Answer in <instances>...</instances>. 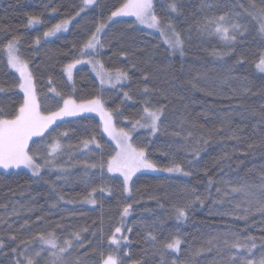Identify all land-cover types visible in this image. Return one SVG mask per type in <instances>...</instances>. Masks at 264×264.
<instances>
[{"label": "trees", "instance_id": "1", "mask_svg": "<svg viewBox=\"0 0 264 264\" xmlns=\"http://www.w3.org/2000/svg\"><path fill=\"white\" fill-rule=\"evenodd\" d=\"M123 2L96 0L65 32L44 37L52 25L80 11L83 0H0V45L13 35L20 37V53L30 62L41 100L52 95L49 87L72 94L78 102L99 95L107 109L121 110V116L113 115L117 128L130 129L145 99L153 107L165 105L161 131L152 138L144 132H132V143L146 145L149 158L159 168L175 162L192 175L136 174L129 198L122 192V179L115 178L119 176L105 172L101 178L97 169H85V162H99L101 151L91 144L84 148V139L94 135L103 147L105 160L116 151L103 134L100 121L92 115H81L58 122L52 135L63 131L69 135L60 139L62 150L55 156V167L42 169L39 177L19 169L0 171V238L5 244L0 264H14L16 257L11 249L20 240L54 230L62 244L65 238L72 239L70 233L81 229H87L80 233L83 247L74 248L70 258L87 254L85 264H98L99 257L92 250L102 248L105 255L115 254L107 237L116 227H123L119 235L128 237L120 245L124 264L137 260L141 264H162L160 245L177 234L182 241L180 250L163 252V264H227L231 253L225 240L231 244L236 238L246 242L248 237H254L257 246L247 258L260 259L264 256V215L253 211L247 219L239 217L244 215L249 199L254 205L257 198L264 197L259 187L264 174V74L255 67L259 53L264 52V39L258 23L245 12L251 10L250 2L258 7L264 4L261 0H182L180 13L174 14L168 8L170 0H154L157 15L170 19L182 34L185 45L181 55L168 48L159 33L131 17L109 21L110 12ZM233 12L239 15L232 16V20L242 25V34L237 35L234 44L225 45L220 37L197 31V23H203L205 17ZM30 15H38L41 23L29 25ZM99 23L108 27L102 34L105 47L97 58L106 69H125L131 79L122 89H102L89 67L83 65L73 72V91V82L67 80L63 65L79 58L73 45L82 44ZM214 49L228 54L213 56ZM49 77L52 85L48 84ZM145 83L152 89L147 97L142 92ZM17 84L6 55L0 53V88L4 89L0 91V108L5 111L18 107L23 99ZM123 91L130 92L132 100H125ZM46 103L51 110L57 107L55 100ZM173 132L181 135L173 136ZM189 132L192 137L185 141ZM201 137L207 143L201 142L200 155L194 158L191 148ZM45 142L52 141L46 136ZM241 184L251 186L253 195L232 192ZM105 186L112 190L111 195L98 191L89 197L92 188ZM191 190L204 203L196 202L187 218L178 220L173 207L190 200ZM89 198L96 203H88ZM126 203L133 207L121 220ZM149 232L157 237L155 244L146 239ZM11 235L17 240L12 241ZM34 247L39 250V240L34 241ZM47 259L50 256L45 251L40 264Z\"/></svg>", "mask_w": 264, "mask_h": 264}, {"label": "snow or ice", "instance_id": "2", "mask_svg": "<svg viewBox=\"0 0 264 264\" xmlns=\"http://www.w3.org/2000/svg\"><path fill=\"white\" fill-rule=\"evenodd\" d=\"M182 0H170L168 8L171 13L179 14L180 4ZM264 4V0H261ZM95 0H83V6L80 11H77L74 16H70L67 19H62L56 24L52 25L47 31L43 33L44 37L55 36L57 33L66 31L70 23H72L76 17L80 16L81 11L90 5H93ZM240 8H244L243 4L239 5ZM251 10L245 9L247 15L251 16L254 21L259 25L258 31L264 34V7H258L254 2H250ZM56 11V9H53ZM239 13H224L218 17H205L203 23H197V31L201 33H207L208 35H215L220 37L225 45L234 44L237 35L242 34V25L232 20V16H238ZM134 17L135 22L146 26L148 29H156L160 35L164 38V42L168 45L173 52L179 51L181 55L184 52L185 41L181 32L176 30L175 25L170 19H164L157 15L155 10L154 0H124L115 10L111 11L108 20L112 21L115 17ZM28 24L35 25L40 24L41 20L38 15H30L28 17ZM108 25L106 23H99L95 26L94 31L86 38V40L79 46L73 45L79 58L70 60V62L63 65V72L67 76L68 81H73V69L77 65L88 64L92 66L96 76L99 78L101 88L106 84L111 88H123L122 82L128 81V72L125 69L118 68L115 70L106 69L103 62L97 59L100 50L105 47L106 41L102 39V34L106 32ZM231 32V34H230ZM40 37L36 38V43L39 44ZM20 37L13 35L11 39L7 40L6 44L0 45V53H4L7 56V65L15 69L19 73V82L16 85L23 93V99L19 102L18 107H13L11 111H5L0 108V168H24L30 169L33 176H41L42 169H50L55 167V156L62 150L60 143L61 138H67L68 131L56 132L53 136L52 133L59 127L58 121L63 122L65 117H76L83 112H97L100 114L103 132L107 133L112 140L116 141V151L114 155H109L105 160L103 155V147L94 135L88 139L82 141L83 147L88 148L89 145H95V147L101 151V156L98 163L85 162V169H97L101 178H103L105 172L109 174L118 173L119 179L122 177V192L127 193L128 197H131L133 177L142 170H154L164 171L168 173L179 172L184 175H192L190 171H184V168L179 163L173 162L171 166L160 169L156 162L149 158L147 146H137L132 143L131 133L136 131L137 128L147 129L150 135H157L161 131L162 117L164 115L165 105L161 104L159 107H153L149 99L143 101V107L138 119L131 121V128L125 130L123 128L117 129L113 123L114 113L117 116H121L122 112L119 108L107 109L104 101L99 95L93 96L90 99L79 100L74 98L72 94L65 95L55 87H49L48 93L52 95H45L44 100L39 97L36 78L33 75L32 70L29 68V61L24 59L19 49ZM228 53L213 50L211 55L222 57ZM120 55L126 56L127 53L121 52ZM86 58V59H85ZM241 61L238 60L237 63ZM132 67H135L133 64ZM256 69L264 73V52L259 53L258 61L255 64ZM148 74H144V80L147 81ZM48 84L52 85L53 81L49 77ZM195 87V85H193ZM0 88V91H3ZM73 91L75 86L73 82ZM143 94L147 97L152 92L145 83ZM123 97L125 100H132V95L128 91H123ZM55 100L57 107L55 110H51L47 107V101ZM62 101V104L60 103ZM127 119V117H125ZM173 136H180V132L171 133ZM51 139V143L45 142V137ZM33 137L40 138L38 143L33 140ZM192 137V133L189 132L184 140L187 141ZM31 141V145H30ZM201 142L207 143L206 140L201 137L194 141V145L191 148V154L194 158L200 155ZM35 146V147H33ZM43 149V152L41 151ZM191 167V162H188ZM62 171V169H61ZM59 179V177H58ZM262 183L259 186L260 191L264 193V174H262ZM212 180L209 179V184ZM103 194L108 191L111 195V189L108 187L92 188L89 193V197L92 194L98 192ZM192 191V198L184 203L180 207H173V211L176 214V218L186 219L188 211L192 206L199 202L204 203V199L200 195H196L194 190ZM217 193H220L221 189H216ZM232 192H242L247 196L253 195L251 186L241 184L238 188L233 187ZM227 195V193H225ZM60 199H63L61 196ZM88 203L95 204V199H87ZM248 207L244 209V215L240 216V219H247L248 215L253 211L259 212L264 215V197L257 198L255 204L249 199L247 201ZM133 207L132 203H126L122 207L120 212L121 220L126 218ZM239 207V205L237 206ZM38 220L41 218H37ZM28 221H25L27 224ZM57 227H63L57 225ZM87 229H81L80 231H74L70 233L72 239L65 238L63 243H59V237H57L54 230L37 233L31 239L20 240L16 247L11 249L12 254L16 257L14 264H40V258L42 253L48 251L50 259L45 261V264H85L87 254L84 256L76 255L73 257V250L77 246L83 247L81 242V231ZM131 228H127L128 232H131ZM102 231V230H101ZM123 227H116L110 236L107 237L109 248H115V254L109 252L105 255L103 249H93L92 254L99 257L98 264H124V259L120 254V245L123 241H127L128 237L122 234ZM12 241L17 240V236L11 235ZM103 239V235H101ZM147 240L153 244L156 243L157 237L148 233ZM39 240L41 247L36 250L34 247V241ZM182 241L179 234L173 236L170 240L163 242L160 245L161 248V260L163 264V252L169 250L178 252ZM225 245L228 251L231 253L228 257L227 264H264V256L260 259H249L248 255H253V249L256 248V242L254 237H248L246 242H241L239 238L229 244L225 240ZM43 246H47L46 248ZM5 247L4 241L0 238V251ZM236 250V251H234ZM200 250H197V255ZM237 253H240L237 255ZM247 254V255H245ZM127 256L128 253H124ZM132 264H141V261H132Z\"/></svg>", "mask_w": 264, "mask_h": 264}, {"label": "rangeland", "instance_id": "3", "mask_svg": "<svg viewBox=\"0 0 264 264\" xmlns=\"http://www.w3.org/2000/svg\"><path fill=\"white\" fill-rule=\"evenodd\" d=\"M95 2H96V0H95ZM82 6H83V4H82ZM92 5H90V6H88L87 8H84V10L83 11H81V13L82 12H84V11H86L87 9H89L90 7H91ZM115 10V9H114ZM129 17H131V16H129ZM118 18H124V17H115V18H113L112 19V21L113 20H115V19H118ZM131 18H133V19H135L134 17H131ZM70 25V24H69ZM141 25V24H140ZM141 26H143V27H145L146 29H148L146 26H144V25H141ZM148 30H151V31H153V32H157V33H159V31L158 30H156V29H148ZM63 32H65V31H62V32H60V33H63ZM57 34H59V33H57ZM56 34V35H57ZM160 34V33H159ZM262 36H263V39H264V34H262ZM52 37V36H51ZM162 37V36H161ZM162 39H163V41H164V38L162 37ZM165 43V42H164ZM166 44V43H165ZM167 45V44H166ZM168 46V45H167ZM6 55V54H5ZM97 58V57H96ZM6 59H7V56H6ZM86 59V58H85ZM98 59V58H97ZM83 65H85V66H88L89 67V69H90V71L92 72V74L97 78V80H98V82H99V78L96 76V73H95V71H93V69H92V66L91 65H88V64H81V65H77L76 66V68L77 67H80V66H83ZM75 68V69H76ZM15 74H16V76H17V78H18V82H19V73H17L16 72V70L15 69H12V68H10ZM75 69H73V72H74V70ZM65 74V73H64ZM264 74V73H263ZM65 76H66V74H65ZM66 78H67V76H66ZM70 83H72L73 81H69ZM124 85L127 83V81H124V82H122ZM99 85H100V83H99ZM101 87V86H100ZM102 89H114V88H111L109 85H105ZM20 90V89H19ZM20 92L22 93V91L20 90ZM22 95H23V93H22ZM81 115H92V116H94V117H96L99 121H100V123H101V126H102V121H101V117H100V114L99 113H97V112H83V113H81L79 116H81ZM76 117H78V116H76ZM71 118H75V117H72V116H70V117H65L64 118V120H67V119H71ZM63 120V121H64ZM58 122H60V121H58ZM57 122V123H58ZM113 123H114V119H113ZM114 125H115V123H114ZM115 127H116V125H115ZM117 128V127H116ZM130 128H131V126H130ZM117 129H120V128H117ZM102 131H103V126H102ZM127 131V130H126ZM136 131H140V132H144L148 137H153V135H150V133H149V131L147 130V129H143V128H137L136 129ZM136 131H134V132H136ZM103 134L105 135V137L109 140V141H111L112 143H113V145H114V147H115V149H116V141L115 140H112V138L111 137H109L108 136V134L107 133H104L103 132ZM33 140H36L38 143L40 142V138H38V137H33ZM30 143H31V141H30ZM41 150H43V149H41ZM117 150V149H116ZM25 170V171H27V172H29L30 174H32V172H31V170L30 169H27V168H24L23 166H21L20 168H10V169H3V168H0V171H11V170ZM160 169H163V168H160ZM139 173H165V174H171V175H184L183 173H179V172H174V173H168V172H164V171H154V170H142L141 172H138L137 174H139ZM33 175V174H32ZM112 175H116V176H119V174L118 173H114V174H112ZM121 179H122V177H120ZM127 196H128V194L127 193H125ZM128 217V216H127ZM126 217V218H127ZM126 218H124V219H126ZM118 236H119V234H118Z\"/></svg>", "mask_w": 264, "mask_h": 264}]
</instances>
